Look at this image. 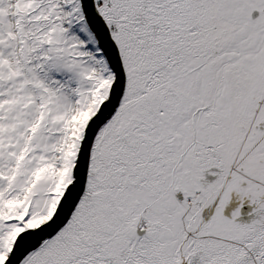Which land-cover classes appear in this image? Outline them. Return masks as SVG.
<instances>
[{"label":"snow or ice","instance_id":"obj_1","mask_svg":"<svg viewBox=\"0 0 264 264\" xmlns=\"http://www.w3.org/2000/svg\"><path fill=\"white\" fill-rule=\"evenodd\" d=\"M0 264H264V0H0Z\"/></svg>","mask_w":264,"mask_h":264}]
</instances>
